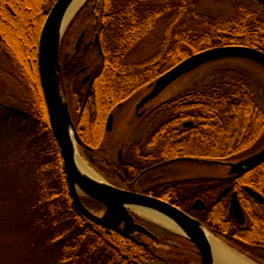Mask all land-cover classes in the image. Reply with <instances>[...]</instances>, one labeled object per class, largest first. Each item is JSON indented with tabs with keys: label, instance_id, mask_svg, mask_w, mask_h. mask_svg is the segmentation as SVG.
<instances>
[{
	"label": "trees",
	"instance_id": "1",
	"mask_svg": "<svg viewBox=\"0 0 264 264\" xmlns=\"http://www.w3.org/2000/svg\"><path fill=\"white\" fill-rule=\"evenodd\" d=\"M46 1L34 0V8L30 11L24 6L30 5L31 0H0V50L9 58L18 82L21 83L20 91L17 92L21 107L7 108L6 105L0 104V121L5 124L4 129L7 124L11 125L6 129L11 132L10 138L14 137L13 144L15 141L19 146L22 161L30 164L35 171L38 162L43 160L44 164L39 169L41 175L48 174L49 168H54L56 175L54 179L60 181L55 187L56 184L48 181L47 177L41 179L38 189L44 194L42 198L44 203L34 208V211L38 210L40 215L32 218L42 224L41 220L45 218L47 211L51 220L55 222L58 219L56 214L62 210V205L68 207L73 219L83 229V236L92 237L90 249L97 255V261L93 262L92 258H89L84 264H150L152 261L163 264L165 260L169 262L175 260L178 261L175 262L177 264H189V260L185 258L180 262L182 256L176 243L172 246L160 245L166 251L159 252L164 257L157 260L155 256L157 251L91 223L75 209L69 196L60 152L49 127L37 68L38 42L47 17ZM239 12L238 19L228 20L223 16L201 17L196 9H192L193 20L189 25L186 21L189 16L184 1L170 4L167 0H87L65 33L60 55V81L69 108L71 109V101L69 102L71 97L77 101L76 116H72V120L83 146L97 147L103 141L101 138L105 131L104 123L107 115L114 107L128 100L137 90L152 84L159 76L190 55L225 46H244L264 52V14L251 9L245 10L243 7L239 8ZM93 15L98 20L92 31L96 30L99 34L102 55L97 56V65L90 66L88 59L92 52L90 50L83 52L84 39L78 52L66 54L64 47L67 38L90 19L93 20ZM41 19L42 26L36 28ZM13 25L20 28L26 25L29 29L30 45L32 41L35 43L28 47V52L33 51L32 57L27 59L28 65L21 60L23 65L26 64L25 69L10 46L14 44L9 39V34L14 31ZM161 28L163 33L157 41L159 49L147 60L131 61L130 58L138 45L144 39L152 38ZM82 68H85V74L90 73L89 80L85 83H81L80 79ZM28 71H33V75L29 76ZM219 71L226 75L232 74L235 77L233 80L235 84L226 82L206 92L187 93L168 103L167 106L170 108L175 103L179 104L181 98L186 97L184 102L187 106L182 109L181 118L183 120L194 118L200 123L204 122L202 126L212 131L209 135L210 140L218 142L220 141L216 139L218 136L223 142L224 150L217 155H212L210 152L207 158L233 161L238 159L239 154L259 136L264 128V109H259L255 104L253 93L246 80V72L231 67L221 68ZM25 73L29 78L26 81ZM12 75L13 71L5 77L10 78L9 76ZM166 124L163 123L162 127L166 128ZM245 139L250 142L245 144ZM180 142L176 143L175 148L179 149L177 151L162 150L160 155L155 157L149 155L144 158L145 160L132 162L126 179L130 182L133 191L142 190L170 203L198 220L213 235L224 241L227 233L233 234L232 224L224 220L226 212L224 201L220 204H215L214 201L227 186V180L194 178L166 182L165 174L158 171L165 164L173 162H166L169 159L201 155L199 151L187 148L184 145L185 141ZM23 143L25 144L22 145ZM39 149L46 150L42 159ZM99 171L104 176V170L99 169ZM255 174H257L258 191L264 195V165L247 172L237 186L241 184L249 186L250 177ZM154 180L166 183L156 185L151 191L146 190L145 186L152 185ZM241 195L240 203L245 201L243 193ZM196 200L204 202L207 208L200 212L193 210L192 205ZM83 204L94 212L101 208L92 201ZM244 207L248 216L253 217L249 204H245ZM256 221L258 222L255 231L236 232V238L241 240L240 244L236 242V250L257 264H264V219L259 218ZM82 233L79 237H82ZM47 234V238L55 243L57 251L61 256L63 255L62 260L72 261V264H75L72 248L65 242H59L58 237L53 233ZM77 239L78 237L74 241L77 242ZM173 239L175 238H170V241ZM158 241L157 239L155 244ZM230 245L235 248L234 244L230 243ZM250 247L259 253L251 254ZM73 249H76V246H73Z\"/></svg>",
	"mask_w": 264,
	"mask_h": 264
},
{
	"label": "rangeland",
	"instance_id": "2",
	"mask_svg": "<svg viewBox=\"0 0 264 264\" xmlns=\"http://www.w3.org/2000/svg\"><path fill=\"white\" fill-rule=\"evenodd\" d=\"M56 0H47L45 4L46 12H50ZM170 4H178L184 1L185 7L188 11V16L186 21L189 25L192 24V9H196L198 15L201 17L208 16H223L225 19L234 20L239 17V8L243 7L245 10H255L260 14H264V8L256 0H167ZM29 2V1H28ZM34 0H31L30 5L24 6L26 10H33ZM39 8V7H38ZM46 20V19H45ZM30 23V22H29ZM93 20L90 19L85 23L79 30L75 31L68 39L65 45L66 54H71L73 52L74 45L80 33L85 31L88 33L86 39L90 40L93 37L92 31ZM42 26V19L37 24L36 28ZM14 31L9 34V39L11 46L19 58L25 61L28 65L27 59L32 57L33 51L28 52V47L33 46L35 43L32 41L30 45L29 29L26 25L22 28L15 26ZM18 27V28H17ZM163 29L154 33V36L144 39L140 45L134 50L133 56L130 58L131 61H144L151 57L158 49L159 45L157 43L158 38L162 36ZM39 33V31H38ZM41 33V32H40ZM16 45V46H14ZM31 54V55H30ZM97 53L92 52L88 62L91 66L97 65L98 57ZM24 62V64H25ZM22 64V63H21ZM25 64V65H26ZM25 65L24 66L25 69ZM231 67L238 71L246 72V80L250 86L253 93V99L257 107L261 110L264 109V70L258 65L240 59H230L219 61L205 65L192 73L185 75L184 77L178 79L173 84H171L158 98H156L150 105L152 108L150 114L135 121L133 124L128 122L134 118V110L139 102L148 92L147 87H142L137 90L130 98L122 103L120 108H114V122L112 130L109 133L105 131L102 134L103 146L102 148L107 151L108 158L114 160L117 156V151L119 149L123 150V157H129V160L133 162L138 161L139 154L153 155L158 154L157 151L162 150H175L176 145L171 143L172 141H164V138L168 136L165 131L161 133V141L157 139V143L153 145L154 141V131L158 125L163 122L168 121L171 117V108H168L167 104L183 97L187 93H199L206 92L219 85H224L230 83L234 85V76L231 74L226 75L221 73L219 70L221 68ZM38 68V65H37ZM12 77L6 78L5 75L11 74ZM27 73V72H26ZM25 73V81L29 79ZM29 76L33 75V71H28ZM39 74V73H38ZM87 75H90L87 73ZM81 80L84 79L82 76ZM24 81V82H25ZM238 83V76L236 75V85ZM240 83V82H239ZM20 84L18 82V77L15 75V70L13 69L9 58L0 50V104H4L8 107L14 109H19L21 107V102L18 99V94L20 90ZM195 98V97H194ZM180 101H185L186 97ZM71 101V102H70ZM71 103V113L72 116H76L77 101L74 98H70ZM167 102V103H166ZM196 120L197 126L200 124L198 119ZM5 125V124H4ZM0 121V264H72V261L62 260V256L57 251L55 243L47 238L48 232L53 233L58 238L59 242H65L73 252V260L75 264H84L89 258H92L93 262H96V257L94 250L90 249V242L92 240L91 236H83V229L78 225L72 217L69 208L62 205V210L58 211L56 214L57 221L53 222L51 220L50 214L46 211L45 218L42 219V224L38 223L37 219H33V216H39L38 210L34 211V208L40 207L44 203V198L42 190L38 189L40 186V181L43 177H47L48 181L53 182L55 187L60 181L54 179V168H49L48 174L41 175L39 169L44 164L42 162H36V170L32 169L30 164L23 162L20 158L21 151L18 149L17 143L14 144L11 139L9 132L6 127ZM11 126V125H10ZM9 126V128H10ZM106 122L104 123L105 130ZM261 129V128H260ZM171 130V128H167ZM172 131V130H171ZM210 129L207 131L209 132ZM206 130L204 133H207ZM14 134V133H13ZM15 135V134H14ZM166 135V136H165ZM173 137L177 139H183L182 136L176 134ZM260 137L256 139L254 145L249 143L250 140L245 139L246 143L250 145L244 150L246 152H241L238 156L240 159L243 156L249 155L260 148L264 147V128L259 133ZM256 137V138H257ZM167 138V137H166ZM169 138H167L168 140ZM216 139H220L217 136ZM178 141V140H177ZM180 142V141H178ZM176 142V143H178ZM167 143L166 145H163ZM181 143V142H180ZM179 143V144H180ZM23 143L22 145H24ZM174 145V146H173ZM209 147V146H208ZM204 150L207 154H210V148ZM205 149V148H204ZM208 149V150H207ZM77 153L86 166L94 171L96 174V169L90 166L85 159L79 153ZM179 150V149H178ZM193 150V149H192ZM160 151V152H161ZM203 151V150H198ZM41 152V159L44 158V152L46 150L39 149ZM159 152V153H160ZM215 152V151H214ZM164 153V152H162ZM46 160V159H44ZM223 160V159H222ZM236 160V159H235ZM217 161H221L218 160ZM29 162V161H28ZM62 162V161H61ZM160 173H164L168 180H188L194 178H208V179H219L224 177L226 174V169L222 166H208L201 163H194L189 161L184 162H174L165 165L158 170ZM99 175V174H98ZM103 180L104 178L101 177ZM107 183H114L111 180H104ZM28 205V206H27ZM38 205V206H37ZM40 205V206H39ZM258 214H264V207L259 205H254ZM91 208V207H90ZM134 215L144 224L146 227L159 239L168 240L170 244H178L180 249V262L185 258L189 260V264H201L200 258L195 250V247L190 243L185 242H174L170 241L172 236H177L174 233L162 228L156 222H152L147 219L144 215H141L131 208ZM48 229V230H47ZM82 233V237L79 234ZM69 237V238H68ZM77 242L74 241L77 238ZM73 240H72V239ZM174 238V237H173ZM137 243H145L147 247L155 250L157 260L164 257L158 251L165 252L166 249L160 248L157 243H152L146 239H138ZM168 244V243H167ZM76 246V249H73ZM226 253L231 256V258H240L244 262L250 263L243 256L236 255L233 251L229 250L225 245L222 246ZM101 249H97V251ZM239 254V253H238ZM236 255V257H234ZM184 256V257H183ZM176 257V256H175ZM177 259V258H176ZM178 261H164L163 264H177ZM150 264H161L159 261H152ZM216 264V263H215Z\"/></svg>",
	"mask_w": 264,
	"mask_h": 264
},
{
	"label": "water",
	"instance_id": "3",
	"mask_svg": "<svg viewBox=\"0 0 264 264\" xmlns=\"http://www.w3.org/2000/svg\"><path fill=\"white\" fill-rule=\"evenodd\" d=\"M71 2L72 0H57L48 13L39 37L37 65L50 130L60 152L69 196L75 209L91 223L130 240H135V235H143L151 240L156 239V236L150 231L135 223L131 208L151 213L174 228L177 234L186 238L195 247L201 264H214L212 247L206 235V229L199 221L160 199L132 191L120 190L103 180H95L86 176L77 168L74 159L75 150L83 143L75 130L60 84L62 38L71 20L81 7L77 9L62 29V19ZM256 2L264 8V0H256ZM99 52H101L100 49ZM230 59L247 60L264 70V52L255 48L225 46L201 51L181 61L150 84L147 87L149 92L135 107V117L139 118L142 115L139 114V111L158 98L178 79L205 65ZM86 80L87 77L84 81ZM112 123L113 115L110 114L106 121V132L111 131ZM261 161H264V149L256 156L234 164L209 163L228 168L230 174L243 175ZM245 190L251 198L260 204H264V200L258 194L249 189ZM229 192L230 188L223 190L216 202H219ZM82 200L92 201L100 205L101 210L98 213L90 211ZM203 208L204 205L201 201H196L193 204V209L196 211H202ZM229 212L236 218L238 223L242 224L244 222L235 194L231 196Z\"/></svg>",
	"mask_w": 264,
	"mask_h": 264
},
{
	"label": "flooded vegetation",
	"instance_id": "4",
	"mask_svg": "<svg viewBox=\"0 0 264 264\" xmlns=\"http://www.w3.org/2000/svg\"><path fill=\"white\" fill-rule=\"evenodd\" d=\"M96 22H97V19L94 16L92 27L95 25ZM83 39L85 41V44L83 45V52H86L87 50H90L91 52H94L95 51L97 53V55H102V49H101L100 41H99V34L97 33L96 30L93 32V37L90 40H87L86 39V32L85 31H82L80 33V35L78 36L77 40H76V43H75L74 48H73V51L78 52L81 49ZM99 49L101 50V53L99 52ZM80 73H81L80 75H82V77L84 79L87 77V80L84 81V79H82L81 80V83L87 82L89 80L90 75L85 74V68L80 69ZM88 74H90V73H88ZM152 102H150L147 105H145L139 111V114H142L139 118H136L135 115H134V118L132 120H130L128 123L129 124H133L135 121H138L141 118L145 117L147 114H150V111L152 109L150 107V105H151ZM121 106H122V104H118L114 108L117 109V108H120ZM185 106H187V104L184 101H180L179 104H176L175 103L174 105L170 106V108H171V117H170V119L168 121L166 120V122H164V124L167 123L166 124L167 127L166 128H163L162 127L163 122H162L160 124V126L158 125L156 128H154L155 131H154L153 134L155 136H154L153 145H155L157 143V139L159 141H161V139H160L161 138V133H163V132L166 131L168 133V136H166V135L165 136L167 138H169V139L167 140V138L165 137L164 138V141L165 142L171 140L172 141L171 143H174V145H176V142H178V141H185V144L184 145L187 148H190L191 150L193 149V150H196V151H198V150L201 149L203 151H199L201 153V155L199 157L189 156V157H183V158H174V159H169L166 162L173 161L172 163H174V162L189 161V162H194V163L205 164V165H208V166H212V165H209V164H214L215 162H220V163H223V164H234V163H237V162L244 161L246 159L252 158V157L256 156L257 154H259L264 149V147L263 148H260L259 150L255 151V152H253V153H251L249 155L243 156L240 159L233 160V161H222V160L221 161H217V159H214V158H207V152H205L204 150H206V148L208 146H209L208 148H210V150H213V151H211L212 152V155L213 154L217 155L218 153H221L224 150V146H223V142L221 140V137H220V141L213 142L209 138V135L212 133V131L211 132L210 131L207 132L209 130V128H205V127L202 126L204 124V122L203 123L201 122L197 126V123L198 122H196V120H194V118H190V119L183 120L181 118L182 117L181 114L183 113L182 112V109ZM113 109L110 111V113L107 115V117L110 114H112L113 115V122H114V114L112 112ZM69 110L71 111L70 108H69ZM185 113H187V111ZM134 114H135V112H134ZM71 116H72V114H71ZM186 124H187V126H186ZM112 126H113V123H112ZM168 127L171 128L172 131L171 130L168 131L167 130ZM205 130H206L207 133H204ZM176 134L182 136L183 139H177L178 140L177 141L173 137V135H176ZM258 138H260V137H257L256 139H258ZM254 141L252 142L251 145H254L255 144ZM102 143H103V141L100 142V144L97 147H85L83 145L82 146H78V150L80 151L79 153L81 154V156L85 159V161L90 166H92L93 168L96 169V171H98L99 173H101L99 171V169L104 170V172H105L104 177L107 180H111L112 182H114V183H110L112 186H114V187H116V188H118L120 190L132 191V192H135V193H139V194H142V195H146V196H150V197H153V198L160 199L158 197L152 196L149 193H145L142 190L141 191H133V188L130 187V185H129L130 182H128V180L126 179V175L129 172V169L131 167V164H132L133 160L132 161L129 160V157H127V158L126 157H123V150L122 149H119L117 151L116 158L114 160H111L110 158H108L107 151L102 148V146H103ZM165 144L166 143H164L163 145H165ZM160 151H161V149L159 151H157L158 154L155 153V154H153L152 157H155L157 155H160V153H161ZM146 156H149V155L141 154L140 153L139 154V157L137 159L139 161V159H144V158H146ZM154 160H155V158H154ZM209 162H214V163H209ZM165 165H168V164H165ZM262 165H264V161H261L257 165H254L247 172H252V171L256 170L257 168L261 167ZM219 166H221V165H219ZM223 168L226 169V174L223 175L224 177H221L219 179H226L227 180V186L223 190H225L227 188H230V192L224 198H222L219 202H216V200L218 198V196H217V198L215 199L214 203L215 204H220L223 201L225 203L226 212H225V215H224V220L227 221V222H231L233 234L232 235H229L230 233H227L226 236H225V238H224V242L227 243V244H229V245H230V243L231 244H234L235 245V249H236V242L238 244L241 243V240H239V239L236 238V232L237 231L238 232H241V231L253 232L257 228L256 224H257L258 221H256V220L259 219V218H263L264 219V214H258L257 212H255L256 209L254 207V205H256V204L259 205V206L264 207V204H260L255 199L251 198L248 195V193L246 192L245 189H249L253 193L258 194L263 200H264V195H263V193H261L260 191H258V187L256 185L257 182H258L257 181V174H255V175H253V176L250 177L251 184L249 186L244 185V184H241V185L237 186V183H240L241 182V180L243 179L244 175L247 172L244 173L243 175H236V174H230L228 168H225V167H223ZM153 179H155V178H153ZM167 179H166V182L173 181L171 179L170 180H167ZM166 182L159 181V180L158 181L154 180L153 184L152 185L151 184H147L145 186V189L148 190V191H151L152 188L155 187L156 185H161V184H164ZM241 193H243L244 200L245 201H241V203H240V198L242 197ZM232 194H235L236 195L237 201H238V203L240 205V208H241V211H242V214H243V219H244V222L242 224L238 223L237 220H236V218L233 217V215L230 214V212H229V207H230V202H231V196H232ZM160 200H162V199H160ZM162 201H164V200H162ZM196 201H201V200H196ZM164 202H166V201H164ZM244 202H246V203H244ZM202 203L204 205V208H203L202 211H204L207 207H206V204L204 202H202ZM247 203L249 204V207L251 209L252 215H254L253 217H249L248 214H247V212H246V210H245L244 205L247 204ZM192 209H193V205H192ZM98 210H101V208H98ZM135 223L143 226L148 231H150L146 227V225H144L143 223H141L137 219H135ZM140 238L141 239H146V240L151 241V242H155V241L151 240L150 238H148L146 236H143V235H136L135 236V239L136 240H138ZM138 244L144 245V246L147 245L145 243H138ZM165 244L172 246V244H170V242H166ZM249 249L252 252L251 254L259 253V252L256 251V249H253L251 247Z\"/></svg>",
	"mask_w": 264,
	"mask_h": 264
},
{
	"label": "bare ground",
	"instance_id": "5",
	"mask_svg": "<svg viewBox=\"0 0 264 264\" xmlns=\"http://www.w3.org/2000/svg\"><path fill=\"white\" fill-rule=\"evenodd\" d=\"M86 0H72L70 5L68 6L65 15L62 19V25L61 28L63 29L64 26L68 23L70 18L73 16V14L77 11V9L85 2ZM75 164L77 168L86 176L95 179V180H103L98 174H96L94 171L90 170L86 164L83 162V160L78 155L77 151L75 150ZM135 211L141 215H144L147 217L148 220L154 221L157 224L162 225L161 227L166 228L170 232L176 233L177 231H174V228H172L170 225H167L164 223V221L158 219L155 215L142 211L140 209H135ZM206 235L209 239V242L212 247V252L216 260V264H250L247 262H244L240 258H231L230 255H228V252L224 251V248L206 231Z\"/></svg>",
	"mask_w": 264,
	"mask_h": 264
},
{
	"label": "crops",
	"instance_id": "6",
	"mask_svg": "<svg viewBox=\"0 0 264 264\" xmlns=\"http://www.w3.org/2000/svg\"><path fill=\"white\" fill-rule=\"evenodd\" d=\"M221 246H223V245H225L224 243H222V242H218ZM225 247H227L229 250H231V251H233L236 255H241V254H238V252L237 251H234L233 249H231V248H229L227 245H225ZM213 253V252H212ZM236 255H234V256H236ZM242 256V255H241ZM240 256V257H241ZM244 257V256H243ZM245 258V257H244ZM247 259V258H246ZM213 260H214V263H216V260H215V257H214V255H213ZM248 260V259H247ZM249 261V260H248Z\"/></svg>",
	"mask_w": 264,
	"mask_h": 264
}]
</instances>
